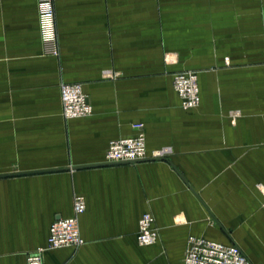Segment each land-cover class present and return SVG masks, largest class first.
I'll return each instance as SVG.
<instances>
[{
  "label": "crops",
  "instance_id": "obj_1",
  "mask_svg": "<svg viewBox=\"0 0 264 264\" xmlns=\"http://www.w3.org/2000/svg\"><path fill=\"white\" fill-rule=\"evenodd\" d=\"M58 55L43 54L36 0H0V264H26L52 222L79 217L84 244L44 264H183L190 236L264 263V0H53ZM197 73L184 110L177 72ZM81 84L85 118L61 115ZM145 136V161L105 164ZM161 158H154V157ZM76 168V169H74ZM157 241L140 246L138 220Z\"/></svg>",
  "mask_w": 264,
  "mask_h": 264
},
{
  "label": "built area",
  "instance_id": "obj_2",
  "mask_svg": "<svg viewBox=\"0 0 264 264\" xmlns=\"http://www.w3.org/2000/svg\"><path fill=\"white\" fill-rule=\"evenodd\" d=\"M40 38L43 54L58 55L53 0H36ZM172 87L181 100V107L190 110L198 107L200 91L197 73L177 72L172 78ZM61 115L65 120L85 118L91 115L92 107L81 84L59 85ZM139 132L133 137L119 138L108 144L104 163L108 165L132 164L148 160L145 136ZM161 158V157H154ZM86 203L82 196H74L72 214L51 223L46 245L27 255L26 264H44V254L60 248L77 249L84 244L79 231V217L85 212ZM158 239L155 221L145 213L138 220L136 241L140 246H149ZM183 264H254L235 244L218 242L190 236L186 241ZM264 264V263H259Z\"/></svg>",
  "mask_w": 264,
  "mask_h": 264
},
{
  "label": "water",
  "instance_id": "obj_3",
  "mask_svg": "<svg viewBox=\"0 0 264 264\" xmlns=\"http://www.w3.org/2000/svg\"><path fill=\"white\" fill-rule=\"evenodd\" d=\"M105 165H108V164L83 165V166H77L76 168H88V167L105 166ZM76 168H74V169H76ZM54 171H57V170H55V169H46V170H34V171H28V172L2 173V174H0V178L22 176V175H29V174H37V173H44V172H54Z\"/></svg>",
  "mask_w": 264,
  "mask_h": 264
}]
</instances>
